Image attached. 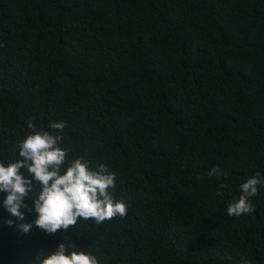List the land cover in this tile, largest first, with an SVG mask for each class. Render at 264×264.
Segmentation results:
<instances>
[{
  "label": "trees",
  "instance_id": "1",
  "mask_svg": "<svg viewBox=\"0 0 264 264\" xmlns=\"http://www.w3.org/2000/svg\"><path fill=\"white\" fill-rule=\"evenodd\" d=\"M29 121L65 122L64 167L106 165L127 215L47 234L31 199L19 221L0 193V264L60 243L99 264H264V188L227 214L264 177V0H0V163Z\"/></svg>",
  "mask_w": 264,
  "mask_h": 264
},
{
  "label": "clouds",
  "instance_id": "2",
  "mask_svg": "<svg viewBox=\"0 0 264 264\" xmlns=\"http://www.w3.org/2000/svg\"><path fill=\"white\" fill-rule=\"evenodd\" d=\"M31 130L19 144V157L7 166L0 163V193H7L3 201L5 210L24 221V210L29 205L24 201L31 199L34 203L35 226L47 234H55L60 230L65 233L70 227L75 228L79 219L94 220L100 224L115 217H125L127 206L124 201H114L112 192L116 189L115 172L109 171L106 165H99L96 170L90 167L87 159H75L66 164V151L59 145L63 142V130L66 123L52 122L47 130H37L34 123L29 121ZM27 169V176L21 169ZM209 177L220 178L226 175L220 167H213L208 172ZM30 177V178H29ZM35 182V186L34 183ZM225 184L218 185L217 196H223L221 190ZM264 188V177L257 172L240 185L241 195L238 200L228 204L227 214L240 217L256 211L251 198L258 195ZM112 190V192L109 191ZM31 194V195H29ZM8 220L9 226L13 225ZM33 224L21 223L19 228L28 233ZM69 248L76 249L67 255ZM41 264H99L95 255L80 251L75 243L65 245L60 243L57 249L41 261ZM247 264V261H244Z\"/></svg>",
  "mask_w": 264,
  "mask_h": 264
}]
</instances>
